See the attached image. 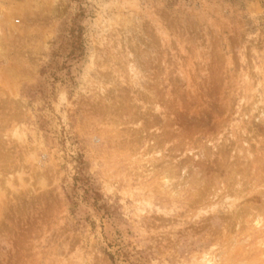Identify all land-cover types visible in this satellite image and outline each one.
<instances>
[{"label": "rangeland", "instance_id": "1", "mask_svg": "<svg viewBox=\"0 0 264 264\" xmlns=\"http://www.w3.org/2000/svg\"><path fill=\"white\" fill-rule=\"evenodd\" d=\"M263 202L264 0H0V264H264Z\"/></svg>", "mask_w": 264, "mask_h": 264}, {"label": "trees", "instance_id": "2", "mask_svg": "<svg viewBox=\"0 0 264 264\" xmlns=\"http://www.w3.org/2000/svg\"><path fill=\"white\" fill-rule=\"evenodd\" d=\"M104 251L110 256L111 260L113 261L114 264H118L116 255L110 251H108L107 249H104Z\"/></svg>", "mask_w": 264, "mask_h": 264}, {"label": "bare ground", "instance_id": "3", "mask_svg": "<svg viewBox=\"0 0 264 264\" xmlns=\"http://www.w3.org/2000/svg\"><path fill=\"white\" fill-rule=\"evenodd\" d=\"M240 190H241V189H240ZM224 192H225V191H224ZM227 193H228V192H227ZM225 194H226V193H225ZM226 196H227V194H226ZM230 196H231V195H230ZM226 200H227V199H226ZM262 200H263V199H262ZM213 204H214V203H213ZM263 204H264V202H263ZM260 208H261V207H260ZM263 208H264V207H263ZM243 209H244V208H243ZM237 210H238V209H237ZM237 210H236V211H237ZM244 210H245V209H244ZM241 216H242V215H241ZM256 221H257V220H256ZM258 222H259V221H258ZM254 223H255V222H254ZM254 223H253V224H254ZM253 224H252V225H253ZM255 224H256V223H255ZM240 227H242V226H240ZM245 227H246V226H245ZM262 244H264V243H262ZM242 252H243V251H242ZM263 255H264V254H263ZM263 255H262V256H263ZM232 259H233V258H232ZM238 261H239V260H238ZM249 261H250V260H249ZM251 261H252V260H251ZM253 261H254V260H253ZM254 262H256V261H254ZM250 264H252V263H250ZM253 264H254V263H253Z\"/></svg>", "mask_w": 264, "mask_h": 264}]
</instances>
